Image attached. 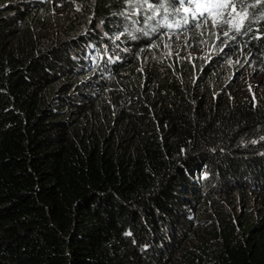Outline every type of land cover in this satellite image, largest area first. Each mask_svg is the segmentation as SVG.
Returning <instances> with one entry per match:
<instances>
[{"label": "trees", "instance_id": "trees-1", "mask_svg": "<svg viewBox=\"0 0 264 264\" xmlns=\"http://www.w3.org/2000/svg\"><path fill=\"white\" fill-rule=\"evenodd\" d=\"M177 3L0 0V264H264V92L212 95L187 59L137 70ZM246 4L234 45L264 67ZM99 23L128 52L91 94L63 53Z\"/></svg>", "mask_w": 264, "mask_h": 264}, {"label": "clouds", "instance_id": "clouds-1", "mask_svg": "<svg viewBox=\"0 0 264 264\" xmlns=\"http://www.w3.org/2000/svg\"><path fill=\"white\" fill-rule=\"evenodd\" d=\"M221 2L222 0H187V2L177 3L178 10H175L174 20L164 21L162 31L147 48L148 51L143 56L137 70L143 72L150 64L172 66L182 59L191 60L197 66L195 72L198 77L205 79L201 82V86L212 92V95L228 97L231 94L228 88L224 92H218L213 77L216 73L220 75L222 72L224 81L231 83L233 77H239V68L233 70L232 62L240 64V67L245 66L247 69L264 72L263 66H257L252 62L247 63V52L241 50L240 45H234L243 42L242 28L240 31L235 29L232 32L219 25L220 21L230 20L232 15H235L231 6L221 7ZM114 15L121 18L128 17L123 14ZM205 16L208 17L206 21ZM240 22L241 19L239 23L236 22L235 26ZM96 27L95 33L98 37L80 40L63 53L74 73H77L78 69L86 71L87 74L82 79L84 80L83 86L88 87V90L103 85L99 83L112 74L114 64L118 65L124 54L128 52L124 39L128 31L125 27H122L120 31L116 27L109 29L102 23L97 24ZM185 37L191 45L190 52L202 51L201 57L193 55L181 57L168 53L171 43L178 42ZM205 44L206 47L202 50ZM209 74H211L209 77L211 80L205 77Z\"/></svg>", "mask_w": 264, "mask_h": 264}, {"label": "rangeland", "instance_id": "rangeland-1", "mask_svg": "<svg viewBox=\"0 0 264 264\" xmlns=\"http://www.w3.org/2000/svg\"><path fill=\"white\" fill-rule=\"evenodd\" d=\"M68 12L65 7H60L54 9L50 13L49 20L52 22H59ZM47 31V26L44 24L39 32L44 33ZM206 44L203 46L202 50H204ZM191 45L187 42L186 37L181 38L178 42L171 43L168 47V53L170 55H180L181 57H186L189 55H193L195 57H201V52H190ZM218 52V51H217ZM214 52H212L213 54ZM233 70L239 68V77H233L232 82L228 83L224 81V75L222 72L219 75L216 73L214 77L215 85L217 86L218 92H224L227 88L235 95H251V92L255 91L257 94H261L264 92V75H259V71L247 69L245 66L240 67V64H236V62H232ZM251 90V92H250ZM103 123V121H101Z\"/></svg>", "mask_w": 264, "mask_h": 264}, {"label": "snow or ice", "instance_id": "snow-or-ice-1", "mask_svg": "<svg viewBox=\"0 0 264 264\" xmlns=\"http://www.w3.org/2000/svg\"><path fill=\"white\" fill-rule=\"evenodd\" d=\"M182 2H187V0H182ZM145 3H148V0H145ZM239 4L241 5V8L239 10V12H237L238 15H240L241 18V22L240 24L235 26L236 31H240L241 27L243 26V19L246 17L247 13L244 11V8L247 6L246 4V0H222V2L220 3L221 7H228L229 5H231L232 10L234 12L237 11L236 5ZM152 5L150 4L149 7H151ZM185 11H187V9H185ZM203 15V13H202ZM205 21L208 19L207 16L204 17ZM225 23H229L230 21H224Z\"/></svg>", "mask_w": 264, "mask_h": 264}, {"label": "bare ground", "instance_id": "bare-ground-1", "mask_svg": "<svg viewBox=\"0 0 264 264\" xmlns=\"http://www.w3.org/2000/svg\"><path fill=\"white\" fill-rule=\"evenodd\" d=\"M104 23L107 24L106 21H104ZM86 74H87L86 71H84L82 69H78L77 70V76L80 77V78H83ZM90 91H91L90 92L91 94H96L97 93V90L96 89H92Z\"/></svg>", "mask_w": 264, "mask_h": 264}]
</instances>
